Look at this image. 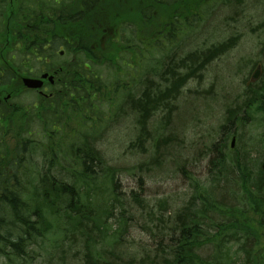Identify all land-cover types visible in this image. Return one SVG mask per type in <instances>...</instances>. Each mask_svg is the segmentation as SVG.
Instances as JSON below:
<instances>
[{
  "label": "trees",
  "instance_id": "1",
  "mask_svg": "<svg viewBox=\"0 0 264 264\" xmlns=\"http://www.w3.org/2000/svg\"><path fill=\"white\" fill-rule=\"evenodd\" d=\"M204 1L77 0L71 5L64 4L65 0H37L52 13L43 18L19 19L22 25L34 22V31L27 29L19 36L0 32V95L11 92L14 98L22 93L23 88L16 79L9 78L29 74L28 58H49L55 53L59 57L61 51L65 56L73 54L70 61L47 66L57 72L53 88H59L61 94L57 101L40 99L39 106L45 104L41 110H37L35 104H31V108L14 103L0 104V143L6 137L14 139L16 146L19 141L25 143L21 149L18 146V153L13 155L8 148L0 150V259H4V264L27 256L28 245L55 226L49 218L55 220L56 226L73 225L74 235L78 231L85 233L91 211L86 212L82 206L75 193L76 184L53 174L56 165L51 160L71 133V137L78 135L82 139L79 147L67 153L81 161L82 179L95 182V168L100 165L102 175L98 179L113 177L114 170L105 167L102 153L94 147L105 122L103 117L92 115L93 110L101 106L94 105L95 101L104 100L112 93L114 99H107L111 109L119 107L124 100L138 126L135 143L144 144L142 140L151 138L146 126L152 117L166 112L164 120L168 122L171 103L187 82L194 78L201 80L207 65L235 46L236 39L230 38L209 50L181 55L185 39H191V33L201 21L200 7ZM211 2L214 0L207 4ZM125 51L130 54L129 65L122 64L123 58L118 59ZM121 64L134 72L141 68V75L132 77L140 79L137 86L145 88L137 100L130 94V86H126L128 90L124 92L118 80V74H122ZM94 65L111 67L110 85L100 82L99 71H93ZM151 75L157 76L158 82L150 79ZM15 84L19 89L13 88ZM66 95L68 100L64 99ZM242 97V114L253 111L262 116V129L258 134L261 141L246 151L225 152L229 137H239L238 126L242 120L245 123L243 116L238 117L239 108L227 110L220 138L213 145L216 156L210 160V178L211 183H216L221 176L233 181L230 201L219 200L217 192L195 183L189 208L173 219L168 231V235L175 232L179 235L170 238L163 264H264V256L257 250L264 230V79L249 84ZM57 105H63V109H58ZM87 122L91 124L89 129ZM37 123L43 125L42 136L32 129ZM62 129V136L55 138ZM24 135L29 138L24 139ZM34 135L47 143L33 140ZM38 147L46 148L48 156L39 169L33 161ZM205 246L212 252L202 257L198 251ZM93 257L86 254L84 264H92Z\"/></svg>",
  "mask_w": 264,
  "mask_h": 264
},
{
  "label": "rangeland",
  "instance_id": "2",
  "mask_svg": "<svg viewBox=\"0 0 264 264\" xmlns=\"http://www.w3.org/2000/svg\"><path fill=\"white\" fill-rule=\"evenodd\" d=\"M65 1L64 4L77 3V0ZM208 1L205 0V4L200 7L201 21L191 33V39H185L181 55L209 50L213 45L225 43L230 38L236 39L235 46L209 63L201 80L194 78L187 82L179 97L171 103L168 122L164 120L166 112L152 117L146 126V133L151 138L142 140L144 144L138 145L139 141L135 143L138 126L124 100L119 107L111 109L107 103L114 99L112 93L104 100L95 101L94 105L101 106L97 111L93 110L92 115L95 113L103 117L105 122L98 134H101L99 142L94 147L102 153L105 167L114 170L113 177L98 179L102 175V166L99 164L93 176L95 182L82 179L81 161L67 154L70 149L80 146L82 139L78 135L73 138L68 133L52 160L49 156V161L56 165L53 174L76 184L75 193L79 195L82 206L86 212L91 211L90 222L85 224V233L78 231L74 235L73 225L67 223L64 226L61 223L56 226L55 220L49 218L55 226L44 237L28 245L24 259L13 260L10 264H84L86 254L94 256L92 264H163L171 244L170 238L175 239L179 235L177 232L168 235V231L172 228L173 219L176 220L178 214L185 213L189 208L195 183L200 188L217 192L219 200L229 203L233 181L221 176L216 183H211L210 160L216 156L213 145L220 138V128L225 123L229 109L239 108L238 117L243 116L245 123L243 120L241 125L239 123V137L236 136L233 149L230 148L229 137L225 152L252 149L260 140L258 134L262 129V116L253 111L242 114L240 107L244 101L242 95L245 88L250 83L264 79V0H214L209 5ZM8 22L11 28L17 23L13 19L9 20L7 12L2 20L0 17V32L4 33ZM64 56L58 57L55 53L52 61L57 64L63 60L70 61L73 54ZM121 58L123 65H129L130 54L127 51L119 54L118 59ZM32 61V72L36 74L42 61ZM123 65L118 80L124 86V92L128 90L126 86H130V94L137 100L145 88L137 86L140 79L132 77L141 75V68L134 72ZM109 68L93 66V71H99L100 82L107 85L113 80L109 79L112 72ZM256 69H259L260 74L254 80L252 76ZM129 71L133 73L130 75ZM149 78L158 82L155 75ZM50 92L54 96L51 102L57 101L61 95L59 88H49L44 93ZM64 99L68 100L67 95ZM11 102L31 108V104L40 101L35 93H21ZM42 105L38 104L37 110L44 108L45 104ZM57 108L63 109V105H57ZM112 112L117 115L114 116ZM86 126L89 129L91 124L87 122ZM32 129L42 136V123L33 125ZM63 131L56 133L55 138L61 137ZM28 138L24 135V139ZM33 140L47 143L36 135ZM19 143L20 149L25 146V143ZM18 146L14 139L6 137L0 143V150L8 148L13 155L18 153ZM35 154L33 161L39 169L48 157L46 148L38 147ZM80 231L83 232V229ZM257 250L264 256V230L259 236ZM211 252L208 246L198 251L202 257L209 256ZM97 257L100 259L97 260ZM4 263L1 258L0 264Z\"/></svg>",
  "mask_w": 264,
  "mask_h": 264
},
{
  "label": "flooded vegetation",
  "instance_id": "3",
  "mask_svg": "<svg viewBox=\"0 0 264 264\" xmlns=\"http://www.w3.org/2000/svg\"><path fill=\"white\" fill-rule=\"evenodd\" d=\"M9 2V6L6 8V13L8 12V18L12 19V18H16L17 16H19L22 12H24L25 10H29L31 5H29V3H31L32 0H6ZM13 2H16L17 4L14 5ZM26 3V4H25ZM28 3V4H27ZM39 7V6H38ZM44 7V6H43ZM45 8V7H44ZM6 13L4 14H0V16H3L5 15ZM7 27L8 26V23L6 24ZM46 59V58H45ZM43 73H47L46 71V68H42L41 69V74ZM40 74V75H41ZM50 75V74H49ZM10 79H21V76H13L11 77ZM48 82L47 80L44 81L43 83V86L41 88V92L42 94H46L44 93L47 89H49V86H48ZM38 95H41V93L35 91ZM49 94V93H48ZM47 94V95H48Z\"/></svg>",
  "mask_w": 264,
  "mask_h": 264
},
{
  "label": "water",
  "instance_id": "4",
  "mask_svg": "<svg viewBox=\"0 0 264 264\" xmlns=\"http://www.w3.org/2000/svg\"><path fill=\"white\" fill-rule=\"evenodd\" d=\"M258 71H256L253 75V79H257L258 78ZM47 77V74L43 75L42 78H46ZM49 82H53V77L50 76L49 77ZM23 82V85L26 87V88H29V89H39L41 88L42 86V80L41 79H31V78H24L22 80ZM234 144V140L232 141V146Z\"/></svg>",
  "mask_w": 264,
  "mask_h": 264
}]
</instances>
